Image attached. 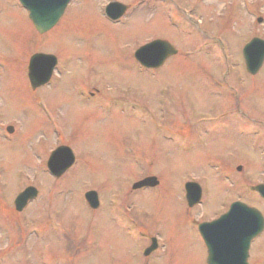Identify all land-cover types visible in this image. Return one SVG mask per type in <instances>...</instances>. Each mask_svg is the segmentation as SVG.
Wrapping results in <instances>:
<instances>
[{
	"label": "rangeland",
	"instance_id": "rangeland-1",
	"mask_svg": "<svg viewBox=\"0 0 264 264\" xmlns=\"http://www.w3.org/2000/svg\"><path fill=\"white\" fill-rule=\"evenodd\" d=\"M1 1L0 115L14 132L0 147V258H8L0 264L59 256L141 264L146 244L124 237L122 226L159 235L153 264H207L201 223L236 200L264 214L254 191L264 183V63L251 76L243 54L253 37L264 39V0H81L44 35L18 0ZM112 1L133 4L119 23L105 14ZM155 38L179 53L151 72L135 52ZM35 53L58 58L36 91L28 76ZM194 120L196 132L185 123ZM62 144L76 162L54 178L47 162ZM149 175L160 184L133 189ZM189 180L202 188L193 208ZM28 185L40 196L17 212ZM250 263L264 264V231Z\"/></svg>",
	"mask_w": 264,
	"mask_h": 264
},
{
	"label": "water",
	"instance_id": "water-1",
	"mask_svg": "<svg viewBox=\"0 0 264 264\" xmlns=\"http://www.w3.org/2000/svg\"><path fill=\"white\" fill-rule=\"evenodd\" d=\"M70 0H20L29 12L36 30L44 34L51 30L63 14ZM126 5L112 2L107 6V15L113 20L119 19ZM262 22V18L258 19ZM177 53L176 48L164 39L153 40L140 47L135 52L136 59L146 67H159L165 60ZM247 70L256 74L264 63V39L254 37L243 49ZM57 65V58L51 54L35 53L30 60L28 76L33 88L47 83ZM9 132L13 127H8ZM75 162L73 151L68 146L55 149L48 160L47 166L55 177L63 175ZM242 167H238L241 170ZM159 183L156 176L137 181L133 189L155 186ZM255 191L264 198V183L254 187ZM38 191L30 186L24 189L16 198L15 206L18 211L24 209L28 202L34 199ZM93 209L99 207L98 192L90 190L85 195ZM188 205L193 207L202 198V188L197 182L186 184ZM200 233L208 248L207 264H249L252 241L264 230V215L256 207L249 206L243 201L233 202L229 210L218 219L199 225ZM156 249L155 240L146 250V254Z\"/></svg>",
	"mask_w": 264,
	"mask_h": 264
},
{
	"label": "flooded vegetation",
	"instance_id": "flooded-vegetation-1",
	"mask_svg": "<svg viewBox=\"0 0 264 264\" xmlns=\"http://www.w3.org/2000/svg\"><path fill=\"white\" fill-rule=\"evenodd\" d=\"M19 1V0H18ZM80 1L81 0H70L69 1V3L67 4V6H66V8H65V10H64V12H63V14L60 16V18L58 19V22L56 23V25L55 26H57L61 21H62V19H63V17L65 16V14H66V12H67V10L69 9V7L71 6H75V5H77L78 3H80ZM19 4L21 5V7L23 8V9H25V7L19 2ZM124 4V3H123ZM124 5H126V9H124V13H123V15L119 18V19H117V20H113L112 18H110L108 15H107V12H106V10H107V6H106V8H105V14H106V16H107V18H109L112 22H114V23H119V22H121V20L123 21L130 13H131V10L133 9V4H124ZM80 5H77V7H79ZM3 6H2V1L0 0V9L2 8ZM25 11L28 13V15H29V12L25 9ZM30 19V18H29ZM31 22H32V20H31ZM33 23V22H32ZM33 26H34V24H33ZM55 26L51 29V30H53L54 28H55ZM34 28H35V26H34ZM35 30H36V28H35ZM51 30H49L48 32H50ZM36 32L38 33V31L36 30ZM48 32H46V33H48ZM46 33H44V34H46ZM38 34H40V33H38ZM43 34V35H44ZM40 35H42V34H40ZM155 39H158V38H155ZM161 39V38H160ZM162 39H167V38H162ZM168 40V39H167ZM170 43H172V42H170ZM173 44V43H172ZM174 45V44H173ZM174 47L176 48V46L174 45ZM177 49V48H176ZM179 52H178V49H177V53L176 54H174V55H171V56H169L166 60H165V62H164V64L171 58V57H173V56H175V55H177ZM48 54H51V55H54V54H52V53H48ZM55 56V55H54ZM56 57V56H55ZM57 58V57H56ZM135 59H136V57H135ZM137 60V59H136ZM138 61V60H137ZM139 62V61H138ZM140 63V62H139ZM141 64V63H140ZM164 64L163 65H161V66H159V67H146V66H144V65H142L146 70H150L151 72H153V70H156V69H158V68H161L162 66H164ZM57 65H58V58H57ZM57 65L55 66V68H54V70H53V72H52V75H51V78H50V80L52 79V77H53V75L55 74V72H56V67H57ZM246 68V67H245ZM247 70V69H246ZM259 72V71H258ZM257 72V73H258ZM257 73L256 74H250L249 73V75H251V76H256L257 75ZM50 80L47 82V83H45V84H43V85H40V86H38V87H36V88H33L32 87V85H31V83H30V85H31V88L34 90V91H36V90H38L40 87H42V86H47V85H49V83H50ZM230 81V80H229ZM30 82V81H29ZM232 88H234V85L235 84H233V83H231L230 82V84H229ZM95 91H96V89H94ZM91 95H94V93H90ZM186 119V118H185ZM184 122V121H183ZM185 123H187V124H190L191 126H192V131L193 132H196L197 130L199 131V128H198V126H196V120H194V124L193 123H191V122H185ZM4 126H3V124H2V118H1V115H0V147H1V145L3 144V142L4 141H8V139H12V135H13V132H14V127H13V131L10 133L9 132V129H8V127L9 126H7L6 128H3ZM193 127H195L196 128V131L194 130V128ZM6 133H9V134H11V136H7V134ZM182 133H183V131H182ZM177 135H178V137H180V138H183V136L182 135H180L179 134V125L177 126ZM187 135V134H186ZM188 136H189V134H188ZM184 138H186V137H184ZM60 146H66V145H59V146H57L56 148H58V147H60ZM55 148V149H56ZM54 149V150H55ZM53 150V151H54ZM52 151V152H53ZM51 152V153H52ZM51 155V154H50ZM50 157V156H49ZM238 167H241V166H238ZM237 167V168H238ZM47 169H49L48 168V166H47ZM70 169V168H69ZM68 169V170H69ZM238 170V169H237ZM68 172V171H67ZM66 172V173H67ZM238 172H241V170H238ZM51 174V173H50ZM65 175V173L63 174V175H61L60 177H55L54 175H52L51 174V176H53L54 178H61L62 176H64ZM151 176H155V175H149V176H146L145 178H147V177H151ZM144 179V178H143ZM158 179V181H159V183L157 184V185H155V186H146V187H142V188H151V187H156V186H158L159 184H160V180H159V178H157ZM1 181V180H0ZM196 182V181H194V180H189V181H186V184L188 183V182ZM136 183V182H135ZM186 184H185V190H186ZM0 186H1V183H0ZM27 187H30V185H28ZM27 187H25L24 189H26ZM23 189V190H24ZM139 189H141V188H139ZM138 189V190H139ZM22 190V191H23ZM22 191H19L20 193L22 192ZM37 191H38V193H37V195H36V199H38L37 197H38V195H39V189L37 188ZM19 195V194H18ZM85 195H86V193H85ZM40 196V195H39ZM98 197H99V195H98ZM34 198V199H35ZM16 199V198H15ZM34 199H32L31 200V202L32 201H35ZM85 199H86V197H85ZM87 201V200H86ZM99 201H100V199H99ZM30 203V201L28 202V204ZM87 203H88V201H87ZM199 203H201V201L199 202ZM199 203H197V204H199ZM27 204V205H28ZM196 204V205H197ZM90 204L88 203V206H89ZM101 201H100V204H99V207L98 208H96V209H93L92 207H90V208H92L93 210H98L101 206ZM196 205H194L193 207H195ZM230 205L231 204H229V207H230ZM14 206H15V200H14ZM193 207H190V208H193ZM229 207H228V209H229ZM16 209V208H15ZM25 209V208H24ZM227 209V210H228ZM226 210V211H227ZM226 211H223V213L224 212H226ZM17 212H19V211H17ZM222 215V213H220V214H218L217 216H215V217H213V218H210L209 220H207V221H213V220H215V219H218L220 216ZM124 227V229H122L121 231H122V234H123V236L124 237H126V238H128V239H130V240H134V239H136V242H139V243H145L146 244V246L145 247H141L140 245V248H141V250H142V252H143V255H144V257L142 258L143 260H144V262H141V264H153V260H151L150 259V255L151 254H153L156 250H158V248L160 247V237H159V235L157 236V237H159V238H157L156 236H154V235H151L150 234V232H145V231H143V230H141V229H137V231H135V230H131L130 228L131 227H126V226H122V228ZM134 228V227H133ZM137 228H139V227H137ZM144 233H147V235H145ZM263 233V232H262ZM261 233V234H262ZM150 234V235H149ZM261 234L260 235H258L253 241H252V243H251V248H250V256H249V259H248V261H249V264H251L250 263V257H251V250H252V248H253V245H254V242L261 236ZM132 240V241H133ZM155 240V243H156V249H154L153 251H151L149 254H146V250L150 247V246H152V244H153V241ZM7 259L8 258H5V257H1L0 258V261L2 260V261H7ZM207 259H208V254H207ZM39 264H67V262L65 261V260H63V259H61V257L59 256V259H53V258H51V257H49V258H47V259H43V258H39ZM115 264V263H114Z\"/></svg>",
	"mask_w": 264,
	"mask_h": 264
}]
</instances>
